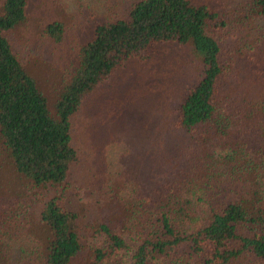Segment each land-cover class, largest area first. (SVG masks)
I'll return each instance as SVG.
<instances>
[{"label":"trees","instance_id":"trees-1","mask_svg":"<svg viewBox=\"0 0 264 264\" xmlns=\"http://www.w3.org/2000/svg\"><path fill=\"white\" fill-rule=\"evenodd\" d=\"M122 1L112 7L123 15L98 24L74 71L55 81L51 103L11 37L28 0H0V150L16 174L11 186L0 175V264H264V53L236 56L244 41L233 36L264 18V0H244L225 19L192 0ZM65 33L61 21L43 32L57 44ZM169 42L192 46L204 64L176 114L191 146L169 181L148 185L138 174V185L118 188L113 219L91 227L88 247L67 205L71 119L116 70Z\"/></svg>","mask_w":264,"mask_h":264},{"label":"rangeland","instance_id":"rangeland-1","mask_svg":"<svg viewBox=\"0 0 264 264\" xmlns=\"http://www.w3.org/2000/svg\"><path fill=\"white\" fill-rule=\"evenodd\" d=\"M192 1L214 7L221 19L232 18L245 2ZM116 3L119 0H28L27 21L11 37L51 103H55L52 91L57 80L74 71L78 51L93 39L95 27L123 15L121 9L112 7ZM54 21L65 24L60 44L43 34L46 25ZM251 24V30L237 27L233 31L235 40L244 41L236 56L264 53V18L256 16ZM146 55L149 58L145 60L128 61L95 87L71 119L77 160L70 177L75 197L67 205L82 217L81 231L88 247L96 241L91 227L113 219L117 190L138 185V174L148 185L169 181L182 167V155L191 146L193 133L177 127L176 114L203 77L204 64L192 46L175 42L158 44ZM250 86L256 89L253 95L260 97L262 87L257 88L255 81ZM1 162L2 182L11 186L9 177L16 174L11 160L0 150Z\"/></svg>","mask_w":264,"mask_h":264}]
</instances>
